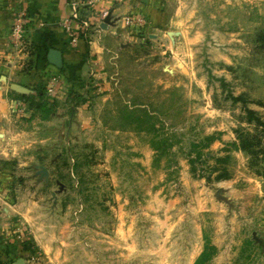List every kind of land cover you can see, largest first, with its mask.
<instances>
[{
    "label": "rangeland",
    "instance_id": "1",
    "mask_svg": "<svg viewBox=\"0 0 264 264\" xmlns=\"http://www.w3.org/2000/svg\"><path fill=\"white\" fill-rule=\"evenodd\" d=\"M159 1L107 64L20 101L0 264L5 242L26 264H264V0Z\"/></svg>",
    "mask_w": 264,
    "mask_h": 264
},
{
    "label": "crops",
    "instance_id": "2",
    "mask_svg": "<svg viewBox=\"0 0 264 264\" xmlns=\"http://www.w3.org/2000/svg\"><path fill=\"white\" fill-rule=\"evenodd\" d=\"M160 3L159 0H101L97 2L94 13L106 11L107 23L93 28L88 40L78 39L73 46L60 26L68 16L67 0H0V160L7 161L22 149L24 114L16 113L20 101L32 97L47 75L61 72L74 83L92 71L90 67L95 60L107 64L124 49L127 35L123 30L122 18L128 14H138L152 23L160 14ZM19 9L27 14L22 52L12 49L9 36L14 14ZM51 50L59 53L60 67L48 61ZM0 170L3 172L5 169L1 166ZM257 178L259 185H263L261 194L264 197V175ZM5 185L6 179L2 176L0 205H6ZM222 191L224 202L232 207V202L224 196V189ZM4 207L1 206L4 216L0 232L3 237L10 234L9 222L4 221L9 219L10 212L5 214ZM260 231L252 232V235H258ZM7 244L5 242L4 247L1 246L8 252L7 256L4 254L6 258L3 261L6 264H26V260L20 258L23 255L19 251L15 253L18 257L13 258L15 250L12 248L9 251L8 247L5 248Z\"/></svg>",
    "mask_w": 264,
    "mask_h": 264
},
{
    "label": "built area",
    "instance_id": "3",
    "mask_svg": "<svg viewBox=\"0 0 264 264\" xmlns=\"http://www.w3.org/2000/svg\"><path fill=\"white\" fill-rule=\"evenodd\" d=\"M101 0H67L68 16L60 23L61 28L69 39V44L75 45L78 40L77 32L83 34V38L88 40L91 30L98 28L108 18L106 11L94 13L97 2ZM26 12L23 9L17 10L14 14L10 29V40L14 47L20 49L24 43V26ZM122 22L127 27H139L144 21L139 16H125Z\"/></svg>",
    "mask_w": 264,
    "mask_h": 264
},
{
    "label": "trees",
    "instance_id": "4",
    "mask_svg": "<svg viewBox=\"0 0 264 264\" xmlns=\"http://www.w3.org/2000/svg\"><path fill=\"white\" fill-rule=\"evenodd\" d=\"M138 30V29H137ZM131 33V32H130ZM129 33V34H130ZM77 36H78V39L79 40H82V41H86V39L85 38H83V34H81V33H79V32H77ZM42 92L43 91V87L41 86L36 92ZM207 141H209V138H205ZM192 146H193V148L195 149L196 148V146L194 145V144H192ZM242 150H246V148L245 147H240ZM188 155H191V154H188ZM190 157V156H189ZM197 159H198V152H197V154H196V157L195 158H189L188 159V163H189V165H190V171L192 172V173H196V161H197ZM22 248V251H31L33 248H31L30 247V245H29V243H23L22 244V246H21ZM211 251H213L214 250V248L213 247H210L209 248ZM205 251H206V249L204 248V250H203V252L201 253V255H200V257H199V259H197L196 261H195V263L194 264H202V262H204V261H206L207 259H208V254H206L205 253Z\"/></svg>",
    "mask_w": 264,
    "mask_h": 264
},
{
    "label": "water",
    "instance_id": "5",
    "mask_svg": "<svg viewBox=\"0 0 264 264\" xmlns=\"http://www.w3.org/2000/svg\"><path fill=\"white\" fill-rule=\"evenodd\" d=\"M107 19H108V18H106V19L104 20V22H103V24H101V26H102V25L104 26V24L107 23ZM48 61H49L51 64H53L54 66H56V67H60L61 60H60V55H59V53L56 52V51H53V50L49 51V52H48ZM222 193H223L222 189L219 188V189L215 192V198L218 199V200L226 201L225 198L222 196Z\"/></svg>",
    "mask_w": 264,
    "mask_h": 264
}]
</instances>
